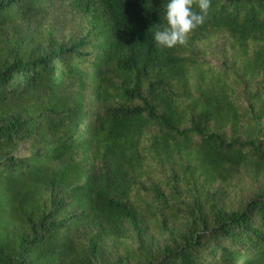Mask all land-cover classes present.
Listing matches in <instances>:
<instances>
[{"label": "trees", "instance_id": "1", "mask_svg": "<svg viewBox=\"0 0 264 264\" xmlns=\"http://www.w3.org/2000/svg\"><path fill=\"white\" fill-rule=\"evenodd\" d=\"M65 3L90 19L77 42L41 53L0 44V264H102L98 245L126 238L155 162L188 159L206 188L242 171L264 179V98L244 108L234 97L240 78L264 77V0H210L173 48L153 41L167 0H0V33ZM222 32L241 68L195 72L192 84L196 45ZM139 260L264 264V191Z\"/></svg>", "mask_w": 264, "mask_h": 264}, {"label": "rangeland", "instance_id": "2", "mask_svg": "<svg viewBox=\"0 0 264 264\" xmlns=\"http://www.w3.org/2000/svg\"><path fill=\"white\" fill-rule=\"evenodd\" d=\"M89 23L88 17L75 14L67 3L55 4L47 16L2 31L0 44L6 48H32L38 53L57 50L77 42L86 34ZM196 50L199 63L191 74L192 84L196 82L195 72L209 79L212 74L227 76L230 71L241 68L237 48L223 32L214 33L197 44ZM245 83L244 78L234 83V97L248 108L254 96L259 97V103L264 98V77L253 80L249 86ZM194 167L184 157L172 164L155 162L148 167L152 174L145 177L131 203L136 223L124 225V240L98 245V259L102 264H139L140 257L159 258L166 247L179 246L203 227L210 226L218 213L237 212L264 191V179H254L244 171L226 184L206 188ZM91 234L90 231L80 233L84 244Z\"/></svg>", "mask_w": 264, "mask_h": 264}, {"label": "clouds", "instance_id": "3", "mask_svg": "<svg viewBox=\"0 0 264 264\" xmlns=\"http://www.w3.org/2000/svg\"><path fill=\"white\" fill-rule=\"evenodd\" d=\"M193 0H167L164 5L166 23L153 31L155 45L173 48L187 43L188 34L202 25L210 7V0H197L199 12L192 9Z\"/></svg>", "mask_w": 264, "mask_h": 264}]
</instances>
